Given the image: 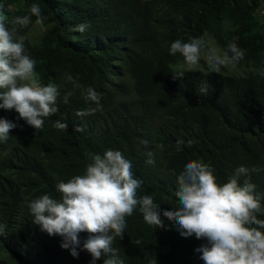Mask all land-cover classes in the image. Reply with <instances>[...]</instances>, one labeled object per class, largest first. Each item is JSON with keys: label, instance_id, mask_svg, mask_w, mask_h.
Listing matches in <instances>:
<instances>
[{"label": "trees", "instance_id": "obj_1", "mask_svg": "<svg viewBox=\"0 0 264 264\" xmlns=\"http://www.w3.org/2000/svg\"><path fill=\"white\" fill-rule=\"evenodd\" d=\"M262 1L0 0L9 28L15 17L39 5L46 17L39 23L42 32L29 39L37 24L32 16L27 27L16 26V36L24 37L41 83H54L60 91L59 111L38 131L17 119L15 110L0 109V117L18 125L0 142V264H90L86 251L78 249L74 258L60 247L61 236L41 231L28 205L44 194L60 200L57 183L83 175L89 154L109 149L131 161L134 176L142 181L138 196H153L165 225L149 226L138 209L126 217L123 238L112 245L124 264H149L154 257L156 264H204L195 249L206 240L182 237L175 222L163 216L179 207L176 177L189 161L209 164L221 185L245 166L248 175L239 183L254 184L264 205ZM81 23L90 28L73 31ZM198 37L207 44L212 38L221 51L235 43L245 53L236 68L250 70L239 75L192 70L174 80L173 68L183 58L169 54L171 43ZM69 74L81 87L66 79ZM204 82L206 94L200 92ZM88 87L102 94L103 108L81 116L96 107L82 98ZM68 91L73 95L64 104ZM57 120L67 129L56 128ZM177 140L184 141L179 151ZM149 152L152 164L146 163ZM88 235L79 234L81 247Z\"/></svg>", "mask_w": 264, "mask_h": 264}, {"label": "clouds", "instance_id": "obj_2", "mask_svg": "<svg viewBox=\"0 0 264 264\" xmlns=\"http://www.w3.org/2000/svg\"><path fill=\"white\" fill-rule=\"evenodd\" d=\"M32 16L37 18V24L46 19L39 5L32 4L29 13L15 17L9 28L7 18L0 13V109L15 110L17 119L38 131L47 118L59 111L60 91L54 83H41L35 70L36 62L26 54L24 37L16 36V26L27 27ZM89 28L90 24L81 23L73 31L84 33ZM202 51L213 73H219L222 67L235 68L245 55L235 43H229L221 51L209 47L203 37L192 38L189 42L175 40L170 45L169 54L175 56L179 53L183 59L173 71L172 78L183 80L186 73L199 63ZM260 75L264 76V70ZM66 79L76 88L81 87L70 74ZM208 89L209 85L204 82L200 92L206 94ZM72 95V91L65 93L63 103L68 104ZM82 98L96 107L78 115L102 111V94L94 88H86ZM17 126L0 117V142H6L11 130ZM55 127L67 129L68 126L57 120ZM182 144L183 140H177V151ZM89 155L91 163L83 175L57 183L60 200L44 194L29 203L33 223L49 236H61L60 247L69 250L74 258H78L79 249L90 254V264H95L101 257H106L103 264H124L118 249L112 245L117 237L123 238L126 217L138 209L146 224L155 229L163 228L159 205L151 195L138 196L142 181L134 176L131 161L120 151L109 149L103 155ZM147 155L146 163L152 164V153ZM247 175L248 169L241 165L221 185L216 182L209 164L189 161L176 177L174 196L178 198L179 207L163 211V216L175 222L182 237L194 235L198 240H206L195 249L204 264H264V219L258 218L264 215V205L255 193L254 184L248 180L243 185L239 183V178ZM3 229L4 226L0 225V234ZM81 232L89 234L82 247ZM135 243L140 244V241ZM149 264H156L155 257Z\"/></svg>", "mask_w": 264, "mask_h": 264}, {"label": "rangeland", "instance_id": "obj_3", "mask_svg": "<svg viewBox=\"0 0 264 264\" xmlns=\"http://www.w3.org/2000/svg\"><path fill=\"white\" fill-rule=\"evenodd\" d=\"M264 6V0L262 1V5H261V8L258 10V14L262 15L261 12L263 11L262 8ZM42 27L39 25V24H35L29 31L28 33V37L30 40H33L35 39L41 32H42ZM208 46L209 47H212V48H217L218 47L216 46V44L214 43L213 39L208 37ZM219 50V49H218ZM178 67H176L175 69H177ZM173 68V70H175ZM193 70H202V71H211L205 57L203 54H201V62H199L196 66H194ZM246 70H250V68H231V67H228V68H221V71L220 72H225V73H228V74H236V75H239V74H242L244 71Z\"/></svg>", "mask_w": 264, "mask_h": 264}, {"label": "built area", "instance_id": "obj_4", "mask_svg": "<svg viewBox=\"0 0 264 264\" xmlns=\"http://www.w3.org/2000/svg\"><path fill=\"white\" fill-rule=\"evenodd\" d=\"M262 10H263V9H262ZM263 13H264V11L261 12V14H263Z\"/></svg>", "mask_w": 264, "mask_h": 264}]
</instances>
